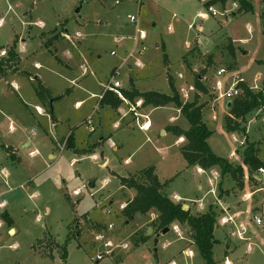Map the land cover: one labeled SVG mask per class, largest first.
<instances>
[{
    "label": "rangeland",
    "instance_id": "rangeland-1",
    "mask_svg": "<svg viewBox=\"0 0 264 264\" xmlns=\"http://www.w3.org/2000/svg\"><path fill=\"white\" fill-rule=\"evenodd\" d=\"M205 1L0 0V58L15 41L22 57L18 72H8L0 79V141L13 145L21 157L10 159L6 149L0 147V170L5 167L8 176L6 186L0 174L1 200H6L7 209L15 217L13 233L5 220L0 225V264H63L64 248L66 264H206L187 225L178 224L179 229L171 228L161 234L157 245L155 232L147 242L133 245L138 235L147 230L154 214L137 215L126 221L122 206L132 193L121 188L119 176L151 165L160 177L169 180L164 189L169 198L182 195L183 203L194 213L200 202L203 204L200 212H207L210 206L218 212L215 264H224L228 246L236 248L229 256L235 264L242 257L246 260L256 255L260 257L254 264H264V251L245 256V241L239 234L241 219L232 226L221 221L225 211L214 204L224 209L227 205L226 201H218L222 180L219 167L199 173L186 162L176 136L162 135L160 124H168L169 118L178 114L174 107L154 111L158 126L150 132L139 131L137 126L128 128L131 137L123 141L125 146L119 151L107 140L98 147L93 145L101 136L116 130L117 113L111 107H98L99 113L91 120L93 124H81L83 114L97 103L93 93H101L114 68L117 72L113 77L123 88L140 91L170 93L167 77L171 74L179 92L194 83L190 99L197 97L205 107L204 118L213 131L208 142L216 154L242 164L247 143L256 142L264 159V112L256 116L255 110L248 115L246 133L228 131L224 120L229 112L228 99H218L220 93L232 86L236 75L243 76L250 87L263 86L264 66H258L254 56L259 53L258 57H264L260 0H253V11L240 14L234 0L215 2L217 10H228L227 16L212 15ZM130 16L138 18L146 32V39L137 45L135 52V41L131 38L135 25ZM66 30L69 34H63ZM49 38L53 40L50 51L44 45ZM196 42L209 53L196 48L186 55L188 64H185L183 56ZM231 42L236 56L231 54ZM234 58L238 63L236 70ZM220 68H226V72L218 75ZM26 71L31 73V79ZM36 77L46 81L55 93L72 89L49 106L54 99L51 97L40 111L37 107L40 81ZM196 80L206 91L199 93ZM218 81L222 83L221 89ZM80 100L84 101L83 107L76 105ZM127 108L124 103L121 112ZM50 111L58 118L59 143L54 142ZM10 121L15 129L9 127ZM69 130L75 132V149L81 153L74 148L59 151ZM33 132L37 133L35 137ZM35 149L38 153L32 155ZM51 154L55 159L50 158ZM103 159L107 162L102 165ZM223 179L224 188L235 183L229 176ZM261 185L264 186V176L253 190ZM12 187L14 192L3 196ZM248 187L240 190L238 197L230 196V200H240L242 204L244 194L250 191ZM263 194L264 191H258L255 197ZM85 214L92 221H86ZM242 219L246 226L244 237L254 235L259 227L253 214L246 212ZM94 222L107 227L98 229ZM259 235L264 242V233ZM98 254L102 258L93 259Z\"/></svg>",
    "mask_w": 264,
    "mask_h": 264
},
{
    "label": "trees",
    "instance_id": "trees-1",
    "mask_svg": "<svg viewBox=\"0 0 264 264\" xmlns=\"http://www.w3.org/2000/svg\"><path fill=\"white\" fill-rule=\"evenodd\" d=\"M217 1H221L224 4L228 0H209L206 5L208 7L212 6ZM234 1L239 5L237 13L253 11L254 6L249 0ZM262 2L264 3V0ZM15 42L9 46L6 55L0 58V78L6 76L8 72L14 73L19 70L20 55L16 49ZM44 45L51 50L53 45L52 38L46 40ZM196 48L194 46L188 53L191 54ZM185 62H187L186 59ZM115 70H113V73H115ZM168 81L171 87V93L169 94L154 90L141 92L135 88L124 90L123 94L129 100H135L138 97L142 98L143 106L153 105L158 107L174 104L181 110L189 123V127L188 129H182L178 126H171V130L176 135H182L185 138V144L181 147V150L188 165H198L204 169L217 166L220 169L222 177H231L236 185L241 187L244 180L243 165H245L248 168L250 181L252 184L255 183L253 174L260 166L264 165V160L259 157L260 149L258 144L256 142L247 143L242 154L243 164H235L229 158L216 154L208 143V138L212 135L213 131L209 129L204 120V105L198 102L197 97L193 100H184L171 74H168ZM195 86L200 91H206L205 87L198 80L195 81ZM240 87L242 89L241 94L230 102L229 112L224 117L225 128L228 131L246 133L245 125L248 122V115L258 110L264 104V82L262 88L257 91L251 89L246 83H241ZM37 94L46 103L52 97L50 90L42 84L39 85ZM99 103L102 106L110 105L117 109L123 103V99L113 92L105 90ZM67 142L71 146L74 145L73 133L69 134ZM168 181L162 182L159 179L155 173L154 166L145 168L136 176L122 177L121 184L124 187L133 188L136 192L135 196L128 200L122 209V214L127 219V222L137 216L138 213L142 216L155 214V218L151 219L149 223V226L153 227L155 233L162 231L166 227H171L174 223L187 225L191 231L193 242L205 259L206 264H215L213 248L217 240L214 230L218 212L214 206H210L207 212L192 214L190 209L183 208V203L173 201L164 192ZM0 216H3V214ZM83 218H86V221H92L87 214L83 215ZM94 225L98 229L107 227L102 222H94ZM137 238L133 242L134 246L147 242L150 236L147 235L146 230L139 234ZM47 253L53 255L51 252ZM62 261L63 264H66L67 250L65 248L62 254Z\"/></svg>",
    "mask_w": 264,
    "mask_h": 264
},
{
    "label": "crops",
    "instance_id": "crops-1",
    "mask_svg": "<svg viewBox=\"0 0 264 264\" xmlns=\"http://www.w3.org/2000/svg\"><path fill=\"white\" fill-rule=\"evenodd\" d=\"M209 0H206L205 1V4L208 2ZM252 4H253V6L255 5L254 4V1L253 0H249ZM221 3V2H220ZM237 5H238V3H237ZM213 7H214V5H212ZM238 7H239V5H238ZM236 8V7H235ZM254 8V7H253ZM216 9V8H215ZM217 10V9H216ZM219 11V10H218ZM260 23H261V27H262V30L264 31V18H263V12H264V3L262 2V0H260ZM243 13H247V12H243ZM236 13H234V15H235ZM237 14H240V13H237ZM228 15V14H227ZM227 15H225V16H227ZM198 28H200V26L198 27ZM201 29V28H200ZM250 30H251V28H250ZM65 33H63V34H69L68 33V30H66V31H64ZM62 34V35H63ZM45 35V34H44ZM135 35V29H134V33H132V36H131V38L133 39V36ZM263 38H264V36H263ZM134 40V39H133ZM264 41V40H263ZM144 42V41H143ZM231 44H232V52H231V54H234L235 56H236V54H235V46H234V44H233V42H231ZM135 45V44H134ZM138 45V44H137ZM264 45V42H262V46ZM194 46H196L197 47V49L199 50V49H201L200 51H203L202 50V48L197 44V42H196V45H194ZM193 46V47H194ZM46 48V47H45ZM47 50H49L48 48H46ZM191 49V48H190ZM50 51V50H49ZM190 51V50H189ZM188 51V52H189ZM185 53L184 54V56H186V55H188L189 53ZM204 52V51H203ZM19 53V52H18ZM204 53H209V52H204ZM246 54V53H245ZM259 54V53H258ZM258 54L257 53H255V55L254 56H256V59H255V61H257V65L258 66H264V57H258ZM19 55H20V53H19ZM183 56V61H184V63L185 64H188V61L187 62H185V59H187V57H184ZM22 61V57H21V55H20V62ZM232 62H234L235 64H236V68L234 67V70H236L237 68H238V63H237V61L235 60V58L232 60ZM114 69H116L115 70V73H113V70ZM113 70H112V72H111V76H113L114 74H116V72H117V68H114ZM219 70V69H218ZM16 72H18V71H16ZM15 72V73H16ZM27 72V71H26ZM27 74L30 76V79H31V73H29V72H27ZM7 76V75H6ZM6 76H4V77H1L0 79H2V78H5ZM243 77V76H242ZM109 78H111V77H109ZM107 79V80H110V79ZM168 78V77H167ZM244 78V77H243ZM36 79H38L39 81H40V84H42L44 87H46V88H48L49 90H50V92H51V94H52V97H54V99H52L51 101H49V106L51 105L52 106V104H54V102H56L57 100H59V99H61V98H63L66 94H68L70 91H71V89L72 88H67L65 91H60V93H55L54 92V90L46 83V81H44V80H42L40 77H36ZM169 82V81H168ZM73 83V82H72ZM105 84H106V82H104L103 83V85H102V90H101V93L98 95V94H96V93H93V95H95V97L97 98V103H96V105L95 106H93V108H92V110H87L84 114H83V117H82V122H81V124L83 125L84 123H86V124H88V125H92L93 123H92V119H93V115H95V114H97V113H99V111H98V109L101 107V108H106V107H111L110 105H100V103H99V101H100V98L102 97V95H103V93L105 92ZM246 84L249 86V84L246 82ZM170 85V84H169ZM176 85V84H175ZM71 87H73V85L71 86ZM177 87V89H178V86H176ZM250 87V86H249ZM134 88V87H133ZM133 88H130V89H125V88H123L122 86H121V90H122V92L124 91V90H131V89H133ZM260 88H262V85L261 86H254V87H251V89H253L254 91H257V90H260ZM136 89V88H135ZM182 89H184V88H181L180 89V94H181V97L184 99V100H186V101H188V100H191L190 99V96H191V94H192V92L193 91H195V88H194V83H193V85L192 86H190L188 89H184V90H186L187 92H188V94H189V97L188 98H186L185 96H184V94H183V92H182ZM138 90V89H137ZM138 91H140V90H138ZM151 91V90H150ZM155 91V90H154ZM199 91V93L201 92L200 90H198ZM141 92H145V91H141ZM164 93V92H163ZM171 93V92H170ZM167 94H169V93H167ZM98 95V96H97ZM37 99H38V105H37V107L39 108V110L41 111V108H43L42 106H44V107H46V101H43V100H41L40 98H39V96H38V94H37ZM218 99H219V97H218ZM127 100H129V99H127ZM234 100V99H233ZM232 101V100H231ZM230 100H227V108H229V105H230V102H231ZM83 100H80V101H77L76 102V105L78 106H80L81 105V107H83L84 106V104H83ZM140 102V107L138 106V108H137V110H138V112L139 113H141V114H145V115H147L148 117H149V119H150V121H151V126H150V128L148 129V130H141L140 128H139V126H138V117H136V115L132 112V111H129V107H130V104H136V103H139ZM142 102H143V99L142 98H136L135 100H129V103H127V102H125V101H123V103L120 105V107H118L117 109L116 108H113V107H111L113 110H114V112L115 113H117V119L115 120V123H114V128L116 129L114 132H112V133H109V134H107V135H105V136H101L100 138H98L97 139V141H95L94 143H93V145H94V147L96 146V147H98L99 145H100V143H101V141H104V140H107V142L108 141H110V143H111V145L114 147V149H115V151H119V149L120 148H123L124 146H125V144H124V142L123 141H125V139L126 138H128V137H131L130 135H131V132H130V130L128 129V128H131L132 126L133 127H135V126H137L138 128H139V131H142V132H150L151 130H153L154 128H155V126H158V123H156V121L154 120V118H153V113H154V111L155 110H159V109H164V108H167V107H174L176 110H177V112H178V114L177 115H172L170 118H169V123L168 124H166V123H164V122H162L161 124H160V129H163L162 130V135H166V134H170V133H172L174 136H176V138H177V140H176V144L177 145H179V147L181 148L185 143H184V141H185V138H184V136H182V135H176L174 132H173V130H171V126H178V127H180V128H182V129H188V127H189V123H188V121H187V119L183 116V114H182V112H181V110L177 107V106H175L174 104H168V105H165V106H158V107H155V106H153V105H145V106H143L142 105ZM124 103H127L128 104V108H127V111H123V112H121V108H122V105L124 104ZM202 104V103H201ZM99 107V108H98ZM204 109H205V107H204ZM204 109H203V114H204ZM228 112H226V114H227ZM4 114H6V113H4ZM50 114H51V119H52V127H54V129H55V132H54V135H55V139H56V141H54L55 139H53V141L55 142V143H57V141L58 140H60V139H58V132H59V124L57 123V121H58V118H56V116L55 115H53L52 113H51V111H50ZM181 114V115H180ZM258 114L256 113V116H257ZM225 117V116H224ZM186 119V121H187V123L185 122V119ZM89 120V121H88ZM139 120H140V122H144L145 121V119L144 118H139ZM204 120H205V118H204ZM206 122V121H205ZM9 127L11 128V129H15V124H13V122L12 121H10V125H9ZM70 133H73V135H74V145L73 146H71L68 142H67V139H68V136H69V134ZM37 135V133H35V132H33L32 133V136L33 137H35ZM31 136V137H32ZM65 141V142H64ZM63 142H64V146L62 147L61 145H60V147H61V149L59 148V145H58V148H59V151H64V149H66V148H76V137H75V132L74 131H72V130H69L68 132H67V134L65 135V137L63 138ZM58 143H59V141H58ZM209 143V142H208ZM30 143L28 142V143H26L25 145H24V147L25 146H28ZM67 145V146H66ZM210 145V144H209ZM57 146V145H56ZM258 146H259V149H260V145L258 144ZM0 147H4L5 149H6V155L10 158V159H18L19 158V160H20V158L21 157H19L18 156V154H17V149L13 146V145H11V144H5V143H3V141L1 142L0 141ZM211 147V146H210ZM76 150V149H75ZM87 150H89V151H91L89 148L87 149ZM92 150H94V149H92ZM213 150V149H212ZM38 150L37 149H35L33 152H34V154L33 155H35V154H37L38 152H37ZM260 151H261V149H260ZM76 152L77 153H81L79 150H76ZM181 152H182V150H181ZM55 155L54 154H51L50 155V158L51 159H55ZM259 157H260V153H259ZM260 159H262V160H264L263 158H261L260 157ZM128 160H129V158L125 161L126 163L128 162ZM107 162V159H103L102 161H101V164L103 165V164H105ZM187 162V161H186ZM243 164V163H242ZM151 166H154V165H151ZM196 168H197V170H198V172L199 173H202V172H204L205 171V169L204 168H201L200 166H198V165H194ZM155 167V166H154ZM244 167V180H243V185H242V187L241 186H237L235 183L234 184H231V185H228V187H223L222 186V184H223V182H224V177H222V180H221V182H220V184H219V186H218V201H226V205H227V208L226 209H224L223 207H221L220 208V206H219V204L218 203H216V204H214V205H216V206H218V209H220V210H222V211H225V213H223V216L221 217V218H223V217H232L233 218V221L232 222H230V223H228V224H230L231 226H232V223L233 222H236V220H238V219H241L240 220V227H241V231L243 230V228H242V226L245 228V230H246V226H245V223H244V219H242L243 218V216L245 215V213L246 212H249V213H252L253 214V217L255 216V215H260L263 211H264V194L262 195V196H258L259 198H256L255 197V195H257V193H255V194H253V195H251V193H252V191H253V189L254 188H256L255 187V184L253 183L252 184V182L250 181V177H249V172H248V168H247V166H243ZM133 170V169H132ZM142 170V169H141ZM141 170L140 169H134V171H132V172H130L127 176H119V178H120V183H121V178L122 177H130V176H136V175H138V173L139 172H141ZM207 170V169H206ZM155 173L157 174V176L159 177V179L162 181V182H165L166 180H168L166 177H160V175H159V173L157 172V170H156V167H155ZM0 174H2V176L4 177V179H5V184H6V186H8V181H7V179H8V176H7V171H6V169H5V167H3L1 170H0ZM217 174H215V176H216ZM220 175H221V173H220ZM168 184V183H167ZM248 185H249V187H248ZM167 186V185H166ZM166 186H165V188H166ZM245 187H248L249 188V190L250 191H248V193H245L244 194V196H243V203L241 204V201L240 200H235L234 202H232L231 200H230V196H232V195H234L235 197H238V194H240V190H243ZM15 188V187H14ZM13 187L12 188H9V192H7L6 194H4L3 196H5V195H8V194H10L11 192H14V189ZM121 188L123 189V190H125L126 192H130L131 191V193H132V195H131V197L129 198L128 197V199H127V201L123 204V207L126 205V203L128 202V200H130V199H132L134 196H135V194H136V192H135V190L133 189V188H127V187H124L122 184H121ZM164 188V189H165ZM199 188H202V186L201 185H199ZM230 191H229V190ZM11 190V191H10ZM224 190H226V192H224L223 193V191ZM1 192H0V200H1ZM183 196L182 195H177V194H174V196L173 197H171L170 199H172L173 201H175V202H181V203H183ZM2 201H4L5 202V204H4V206H0V209H5L4 211H2V210H0V215L1 214H3V216H0V225H1V223H2V220H5L7 223H8V225H9V227H10V231H11V229H13V224H14V222H15V217L11 214V212H10V210H8L7 209V206H8V204H7V202H6V200L5 199H2ZM184 205H187L188 206V208L187 209H190V211L192 212V210H191V207L188 205V204H185V203H183ZM202 202H200L199 204H198V208H199V210H197L195 213L194 212H192V214H199V213H203V212H200V208L202 207ZM243 206H245V209L244 210H242V208H243ZM262 207H263V209H262ZM47 210H48V208H47ZM253 210H256V214H254V211ZM227 211H231V214L229 213L228 215H226L227 214ZM232 211H233V213H232ZM7 213L9 214L8 216H7ZM5 217V218H4ZM153 218H155V214H154V217ZM255 221V220H254ZM256 223V222H255ZM179 223H174L171 227H170V229L172 228V229H174V227H176L177 226V228L179 229V225H178ZM257 224V223H256ZM226 225V224H225ZM258 225V227L259 228H257V229H255V231H256V233L254 234V235H250L248 238H246V237H243V239H244V241H245V252H244V254H245V256H248V255H251L254 251H256V253L259 251V253H263V251H264V242L262 241V240H260L259 239V237H258V235L259 234H261V233H264V225L262 226V225H259V224H257ZM147 229H148V226H147ZM14 230V229H13ZM15 231V230H14ZM231 232H234V229H232L231 228ZM245 233H246V231H245ZM244 233V234H245ZM260 236V235H259ZM258 237V238H257ZM232 250H236V248L235 249H233L232 247H230V246H228L227 247V249H226V252H225V257H224V261H223V263L224 264H226V259H228V261L230 262V264H235L231 259H230V257L229 256H231V253L233 252ZM258 257H260L259 255L257 256H253L252 258H255L254 259V261L252 260V258H250V259H248V257H247V259L246 260H244V257H242L240 260H239V262H238V264H254L255 263V260L257 259L258 260Z\"/></svg>",
    "mask_w": 264,
    "mask_h": 264
},
{
    "label": "built area",
    "instance_id": "built-area-1",
    "mask_svg": "<svg viewBox=\"0 0 264 264\" xmlns=\"http://www.w3.org/2000/svg\"><path fill=\"white\" fill-rule=\"evenodd\" d=\"M234 6L237 8L238 5L237 3H234ZM208 11L210 13H212V15H218V14H221V15H227L228 14V10L226 11H218L215 9V7L213 6H209L208 7ZM203 15V14H202ZM130 21L132 23H134L135 25V35L133 36V39L135 41V47L133 49V52L136 51L137 49V44L139 43H142L145 39H146V32L140 27V24H139V20L138 18H136L135 16H130ZM145 48V47H144ZM139 52H142L143 49H138ZM3 54L6 55L7 51H3L2 52ZM114 53V52H113ZM226 72V68H220L217 73L218 75H221L223 73ZM241 83H246L245 79L242 77V76H238L236 75L234 77V82L232 84V86L230 88H228L227 90H225L223 93H220L219 94V98L221 97H225L227 98L228 100H233L235 99L237 96H239L242 92V89L240 87V84ZM217 86L219 89H221V86H222V83L220 81L217 82ZM105 90L107 91H111L113 92L115 95H117L119 98L123 99V101L129 103V101L124 97V94L121 90V83L118 81V80H115V78L112 76L110 78V80L106 83L105 85ZM182 92L184 94V96L186 98L189 97V94L186 90L182 89ZM138 106L140 107V102L139 103H136V104H130V107H129V111H132L136 117H138V126L141 130H148L151 126V121L149 119V117L145 114H141L138 112L137 108ZM264 112V106H261L258 110H257V114L260 115ZM139 118H144L145 121L144 122H140ZM262 121L264 122V117L262 118ZM34 154V152H32V155ZM264 176V165L263 166H260L253 174V177H254V180H255V186L256 184H261L262 182V177ZM264 191V186H260V188H258L257 190H253L251 195L257 193L258 191ZM5 202L0 200V206H4ZM124 207L122 206V209ZM254 220L257 224L259 225H264V211L260 214V215H255L254 216ZM222 223L225 225V224H228L230 222L233 221V218L232 217H223L221 219ZM110 227H112V224L110 225ZM175 229H177V226L174 227ZM243 230L239 232L240 236L243 238L244 237V233H245V228L242 226ZM106 247H108V243L105 244ZM190 254L192 252H189ZM102 258V254H98L96 256V258H93V259H101ZM226 264H230V262L228 261V259H226Z\"/></svg>",
    "mask_w": 264,
    "mask_h": 264
},
{
    "label": "water",
    "instance_id": "water-1",
    "mask_svg": "<svg viewBox=\"0 0 264 264\" xmlns=\"http://www.w3.org/2000/svg\"><path fill=\"white\" fill-rule=\"evenodd\" d=\"M184 209H187L188 206L187 205H184L183 206ZM138 215H141L140 213H138ZM170 230V227H166L164 228L161 233H157L156 236H155V244L157 245L158 244V240H159V237L161 236V234H165L167 233L168 231ZM11 232L13 233L14 230L11 229ZM154 232V229L152 226H149L148 229H147V235L150 236L152 233Z\"/></svg>",
    "mask_w": 264,
    "mask_h": 264
}]
</instances>
